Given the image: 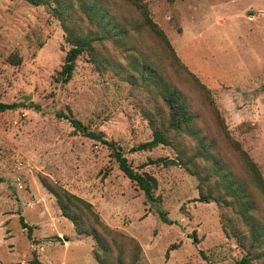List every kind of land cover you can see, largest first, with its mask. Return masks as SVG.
Returning a JSON list of instances; mask_svg holds the SVG:
<instances>
[{
  "label": "rangeland",
  "instance_id": "1",
  "mask_svg": "<svg viewBox=\"0 0 264 264\" xmlns=\"http://www.w3.org/2000/svg\"><path fill=\"white\" fill-rule=\"evenodd\" d=\"M62 1L69 25L102 37L78 57L67 83L58 71L73 43L57 3L0 0V102L19 105L0 110V264L35 257L39 264H99L95 239L76 232L42 178L92 202L105 223L134 237L142 248L138 264H234L243 256L264 264V195L235 142L264 176V0H147L186 68L149 28L136 29L140 12L126 0H97L109 17L94 22L80 0ZM11 55L21 62H10ZM146 61L185 95L195 120L191 129L171 130V144L134 151L153 137L146 110L159 123L168 113ZM72 118L116 141L134 168L154 175L158 203ZM160 157L177 164L153 162ZM236 191L247 195L249 211ZM201 193L215 200L199 201ZM110 243L114 253L124 246L123 257L130 255L122 237Z\"/></svg>",
  "mask_w": 264,
  "mask_h": 264
},
{
  "label": "trees",
  "instance_id": "2",
  "mask_svg": "<svg viewBox=\"0 0 264 264\" xmlns=\"http://www.w3.org/2000/svg\"><path fill=\"white\" fill-rule=\"evenodd\" d=\"M29 3L39 6L51 4L56 2V10L59 12L62 18V24L65 28L68 38L72 41L73 46L68 51L62 69L58 71L60 81L63 83L69 82L74 74L76 62L78 57L86 51L93 50V42L102 38L97 36L95 32L81 33V31L67 23L69 18L68 14H65V9L63 7L62 0H26ZM81 1V9L83 12L89 15L92 22L100 21L109 16L105 12H102V8L97 0L87 3V0ZM136 11L140 12V23L136 29L149 28L154 35L161 39L171 50L174 59L182 66L179 56L177 55L173 45L171 44L168 36L163 29L160 28L158 23L151 17L147 0H126ZM169 2H174L175 0H168ZM62 10V13L60 11ZM89 10V11H88ZM102 12V13H101ZM110 19H113L110 17ZM99 25V22H96ZM118 24H114L113 28H118ZM127 32L124 29H120L117 32V36L123 39ZM10 62L14 64H19L21 62L20 57L11 55L9 57ZM142 63V62H140ZM145 72L148 73V80L153 85V87L158 91L159 96L162 98L164 104L168 108L167 117L160 122L157 114L152 110H146L147 117L151 124L153 130V137L145 142H142L133 147L134 151L151 150L160 144L169 145L171 144V139L169 138V132L171 130L180 132L186 129H191L195 120V115L192 113L189 103L186 100L185 95L175 86H172L164 77L160 74L159 69L154 67L152 63L147 61L142 65ZM186 68V67H185ZM187 70V69H186ZM188 73L195 78V80L201 85L203 89L210 93L209 89L203 84L191 71L187 70ZM19 105L17 103L6 104L0 102V110L15 109ZM71 121L74 126L78 128L79 131L84 133L86 136L95 138L102 143L106 144L111 151L112 157L118 163L119 168L124 172V174L144 192L148 201L158 203V196L155 194V190L158 188L157 178L147 171H138L129 162L126 156L125 150L114 140H109L104 138L101 134L96 131L89 130L87 127L83 126L82 123L72 118ZM236 142L237 149L241 152L245 158L248 167L254 175L255 182L261 192L264 195V176L262 175L257 163L251 158L249 153L242 148L238 141ZM155 163H163L164 165H175L177 161L171 158L160 157L153 161ZM44 186L56 197L57 203L61 209L62 215L70 219L74 224V228L79 235L92 236L95 239L96 246L94 248V257L99 264H138L141 258L142 248L139 242L132 236H128L118 230L112 228L109 224L105 223L101 218L99 212L94 209L92 202L87 199L71 192L64 186L58 183H51L45 178H42ZM243 192V191H242ZM241 192V193H242ZM235 198L241 201L242 208L244 211H249L253 205L250 201H244L247 195L239 196L237 191L233 192ZM199 201L210 202L215 200L212 195H206L201 193ZM157 211L160 217L166 223H173L171 219L168 218L166 211L161 207H157ZM22 225L28 228L29 237L32 234V227L25 222L24 218L21 217ZM261 233V232H260ZM117 237H122L125 240V244H129L132 250H130V255L128 257H123L125 249L121 246L119 253L113 252V246L110 242L114 243ZM115 245V244H114ZM177 244L173 243L167 250V256L171 250L176 249ZM130 248V249H131ZM118 254V255H117ZM108 257L112 259H108ZM130 259V260H129ZM40 261L38 257H35L30 264H39ZM234 264H251V258L249 256H243L241 259L237 260Z\"/></svg>",
  "mask_w": 264,
  "mask_h": 264
}]
</instances>
